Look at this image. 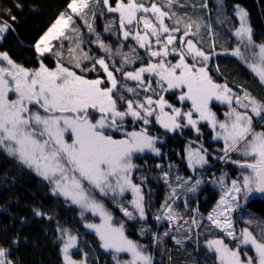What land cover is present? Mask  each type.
I'll list each match as a JSON object with an SVG mask.
<instances>
[{"label":"snow or ice","instance_id":"6c2138e0","mask_svg":"<svg viewBox=\"0 0 264 264\" xmlns=\"http://www.w3.org/2000/svg\"><path fill=\"white\" fill-rule=\"evenodd\" d=\"M177 7H191L195 17L173 11ZM204 10L212 12L209 0H115L114 6L111 0H70L34 45L38 67L25 68L6 51L0 52V153L39 177L52 196L76 206L82 220H87L86 213L98 217L99 223L86 222L84 227L95 233L99 247L111 254L114 264H157L147 245L125 234L123 221L114 222L104 202L111 200L127 220L147 224L152 193L144 191L147 176L134 183V172L142 169L133 160L138 153L165 155L157 147L163 138L150 132L153 123L165 133L182 134L190 128L198 137L203 135V123L212 130L214 141L223 142L221 154L212 156L203 143L188 141L184 158L191 175L176 174L173 179L175 165L169 164L166 171L162 164L155 165L162 170L157 179L169 191L153 215L157 226L167 222L168 228L163 233L151 232L153 246L171 235L175 245L184 247L195 229L197 249L201 239L209 237L203 239V247L206 259L214 256L213 264H264V219L244 211L255 197L264 200V99L243 86L233 91L227 81L218 83L210 74L216 56L231 55L264 87V41L254 39L248 11L235 4L239 26L233 25L231 35L236 44L216 51L220 33L210 17L201 14ZM105 11L116 14L104 27L121 40L115 48L104 42L94 26L97 15ZM215 12V24L222 27L230 20L224 0H215ZM74 17L84 21L94 39L86 40L74 27ZM16 19L10 10L0 14V39L14 31ZM205 37L210 41L207 48L202 42ZM56 40L61 41L60 51L53 49ZM128 40L134 43L124 51ZM64 41L69 44L67 59ZM87 43L95 44L102 54L85 50ZM49 53L56 58L54 67L44 63ZM92 72L97 77L89 79L87 74ZM216 72H220L218 66ZM173 90H179L176 99L181 105L190 102L187 110L166 99L165 94ZM213 101L227 105L223 119L212 110ZM129 118L140 128L128 131ZM114 133H120L119 138ZM194 143H198L195 148ZM209 156L234 165L235 178L221 170L206 180L203 170L211 167ZM205 183L219 190V198L206 215L199 206L190 207L191 197ZM127 194L130 200H125ZM181 195L183 210H178ZM237 212L246 214L244 223L255 224V229L237 230ZM31 213L49 221L54 218L42 205L31 208ZM32 217H21V223ZM173 230L186 235L178 238ZM55 231L61 264H88V252L80 248L86 241H81L80 234L59 223ZM150 231L146 226L139 229L141 236ZM19 242L18 236L11 238V244L8 238L0 240V264H20L13 256V246ZM74 249L82 253L81 259L73 258ZM122 253L128 259L122 260Z\"/></svg>","mask_w":264,"mask_h":264},{"label":"trees","instance_id":"16d2710c","mask_svg":"<svg viewBox=\"0 0 264 264\" xmlns=\"http://www.w3.org/2000/svg\"><path fill=\"white\" fill-rule=\"evenodd\" d=\"M69 2L70 0H0V14L5 10H10L12 15L17 18L16 22L12 24L14 31L10 30L5 33L3 39H1L0 52L6 51L15 63L25 68L31 69L38 67L39 61L34 45L39 37L51 27L60 13L66 9ZM181 2H183V0H181ZM17 4H19L20 7H16ZM235 4L241 5L248 11L249 23L255 32L254 39L258 42L264 41V0H224L226 15L230 17L231 20L232 17H234L232 22L237 26L236 22L238 19L234 15L233 10V5ZM214 6L215 0H209V7L212 9V12L209 13L208 10H204L201 14L216 21L213 18ZM183 9L184 8L177 7L174 8L173 11H176L178 14L187 12L190 16H193V18L195 17L191 7H187V9L191 11H184ZM108 14L110 13L105 11V14L100 17L98 16V18H107ZM5 18L7 19L8 17ZM231 29H229V27L227 30L224 29V36L218 39L216 50L220 51L223 50L224 47H228L226 45H229L228 41L231 39L233 41L231 45L234 44V37L230 33ZM108 37L111 42L115 40L118 44L121 43V40L117 39L115 35H108ZM205 38L208 39L207 37ZM206 39L202 41L205 48H207L210 43H208ZM133 43L134 42L131 40L125 42L124 51H128V47ZM67 45L68 42L66 43V41H64L63 49L65 56L68 54ZM93 46L97 47L96 45ZM61 47L62 44L60 41L58 43H53L54 51H60ZM85 49L88 50L87 47ZM141 52L143 53V50H141ZM101 54L100 52V55ZM50 57L55 58L52 53L46 54L44 63L49 64V67H53L54 59ZM218 59L220 63H218ZM238 61L237 58L231 55L222 54L216 56L211 61V65L213 66L214 62H217V64L224 69V72L234 77L237 80L235 82L247 90L249 89L255 92L256 88H263V99L264 87L260 86L258 79L253 77V73L243 67V70L240 72L235 70L234 65H236ZM244 73H246V76H243L245 75ZM92 77L96 78L97 73ZM237 88L239 89V87ZM176 94V91H170L166 93L165 96L173 98ZM213 107L215 109L216 107L218 108L216 104ZM140 126V124L133 125L130 118L126 121L127 130H132L134 128L139 129ZM150 132L151 134L159 135L163 138V142L158 143V147L161 148V151L165 154L164 156L168 155L169 158L173 156L176 157L177 153L183 154L182 149L184 148V143L189 140L203 143L204 148L208 149L212 156L221 154L219 152L220 148L217 150L213 149L214 146H218L220 143L212 139V130L203 123L201 125L202 137H198L190 128L184 129L182 134L180 131L165 133L164 130L155 123L151 126ZM114 135L117 137L120 136V133H114ZM198 143H194V145L198 146ZM164 156L157 157L147 153L137 157L136 161L139 163V166L145 162V164L148 163L150 167H153V164L159 163ZM212 156H209L210 162H215L213 164L219 165L221 162L213 160ZM135 181H137V179H135ZM163 185L164 183L161 181L158 182L154 174L148 173V181L144 186V191L147 194L148 191L151 190V205H154L155 208L161 204L163 195L165 194L161 189ZM129 197L130 195L127 194L126 198L130 199ZM218 197V193L207 185L203 193L199 196V200H197L199 202L200 211L206 215L217 201ZM108 202L111 203L112 201ZM41 205L45 212L54 217L53 220L49 221L47 219L32 217L31 208ZM114 207L113 205V208ZM246 208L254 211L264 219V200L255 197L247 204ZM21 217L32 218L27 223H21ZM84 221L85 220L80 218L79 210L75 206L65 204L62 197L58 198L52 196L48 191L46 183L42 182L39 177H36L35 174L30 173L27 169L16 164L11 158H7L0 153V240L8 238V244H11V238L18 236L20 242L18 245L13 246V256L19 259L20 264H61V256L59 253L60 245L58 242H55L57 236L55 231L57 223L61 226L71 228L74 233L80 234L81 241H86V243L80 244V248H82L84 252H88V264H114L111 254L99 247V241L95 233L85 230L83 226ZM127 224L131 227L128 229V237L130 239L140 240L144 245H147L148 252H156L161 258H164L166 237L161 244V248H155L152 245L151 232L155 231L162 233V228L168 227L167 223L164 222L162 227L159 226L155 230L152 228L153 224L149 218L146 225L143 222L140 224L139 221H129ZM141 225L150 228L151 231L141 236L138 234ZM205 238L209 237L201 239V246L199 249H197V245H193L194 249L190 251L192 255L183 253L175 256L172 254L170 264H213L214 256H209L207 259L205 258V249L203 247V239ZM73 254L74 257L78 259L82 258V253L77 250H74Z\"/></svg>","mask_w":264,"mask_h":264},{"label":"rangeland","instance_id":"374dc122","mask_svg":"<svg viewBox=\"0 0 264 264\" xmlns=\"http://www.w3.org/2000/svg\"><path fill=\"white\" fill-rule=\"evenodd\" d=\"M111 2H112V4H115V0H111ZM184 11H191L190 9H187V8H184L183 9ZM65 11V10H64ZM63 11V12H64ZM88 16H89V18L91 17V11H89V13H88ZM98 16L100 17V15H97V17H96V19H95V22H94V26H95V29H96V32H98V33H100L101 34V37H102V39L104 40V42L105 43H107V44H111V45H113V47L115 48L117 45H119L117 42H115V40H113V42H111V40H110V38L108 37V35H111V36H113L112 34H109V33H106L105 31H104V27H105V24H106V22L108 21V20H111V19H113L114 18V16H115V14H108V17L107 18H98ZM213 18L216 20V12H215V6H214V13H213ZM233 18L234 17H232V20L230 19L225 25H223L222 27L220 26V25H217V24H215V21H213V19L212 18H210L211 20H212V22H213V24H214V26L216 27V29H217V31L220 33V38H222L223 36H224V32H225V30H227V28L229 27V29H231V28H233L232 26L233 25H235L232 21H233ZM238 19V18H237ZM74 20H75V25H74V27H78L79 29H80V31L83 33V35H84V37H85V39L86 40H88V41H91L92 39H94L95 37L94 36H92L91 34H89L88 33V31H87V28L85 27V25H84V21L82 20V19H80L79 17H74ZM55 23V22H54ZM237 23V27L239 26V20L236 22ZM228 25H230V26H228ZM227 26V27H226ZM225 29V30H224ZM233 29H231V31H232ZM231 31H230V33H231ZM105 32V33H104ZM5 35V34H4ZM69 35H71V33H69ZM206 38H204V40H205ZM207 40V42L209 43L210 41L208 40V39H206ZM0 41H1V39H0ZM60 40H56V41H53L52 43H54V42H59ZM61 42V41H60ZM66 43H67V41H66ZM228 43H229V45H226V46H228L229 48H232V47H234L235 46V44H236V38L234 37V44L233 45H231L232 43H233V41H232V39L231 40H229L228 41ZM93 45H95V44H91V43H87V44H85L84 45V48H86L87 47V49H92V53L93 54H95L96 56H100V50L98 49V47H94ZM86 46V47H85ZM218 46V45H217ZM68 47H69V44L67 45V49H68ZM86 50V49H85ZM216 51H218V50H216ZM218 52H223V50H220V51H218ZM140 53H141V55H143L144 53H142L141 52V50H140ZM67 55L68 54H66V56H65V59H67ZM50 58H52V57H50ZM52 59H54V61H53V67L55 66V59L56 58H52ZM174 62V61H173ZM218 63H220V60L218 59ZM48 66H49V64H47ZM217 66L219 67L220 65H218L217 64V62H214V64H213V66L210 64V67H211V71H210V74L211 75H213V77L216 79V81L218 82V83H224V82H228V85H229V87H231L232 89H233V91H236V92H239V89L237 88V86H240V85H238L235 81H237L234 77H232V76H230L228 73H226V72H224V69L220 66L219 67V69H220V72L219 73H217L216 72V68H217ZM235 66V70L236 71H238V72H240V71H242L243 69H242V67L243 68H245L246 70H248V71H250L247 67H245L240 61H238L237 62V64L236 65H234ZM251 72V71H250ZM96 74V72H92V73H88V78L89 79H94L95 77H92V76H94ZM102 74V73H101ZM237 74V73H236ZM245 75H243V76H246V73H244ZM254 77V76H253ZM173 91H176L177 92V94H176V96H178L179 95V90H173ZM248 91L249 92H251L252 93V95L253 96H255V97H257L258 99H262V91H263V88H260V89H255V92L254 91H251V90H249L248 89ZM176 96H174L173 98H169L168 96V98L166 97V99H168L169 100V102L170 103H173L175 106H178V107H184V109L185 110H187V108L188 107H190V102H184V104L183 105H181V102H179L177 99H176ZM264 99V98H263ZM186 103V104H185ZM188 104V105H187ZM217 105L218 106V108L216 107V109L213 107L214 105ZM212 110L213 111H215L216 113H217V115L221 118V119H223L224 117H223V113L224 112H226L227 110H228V107H227V105H222V104H220V102H218V101H213L212 102ZM221 107V108H220ZM133 130V129H132ZM132 130H128V131H132ZM194 132V131H193ZM154 135V134H153ZM117 138H119V136H117ZM219 143H220V145H216V146H214V148L213 149H219V148H222L223 147V142L222 141H218ZM188 144V142H185L184 143V148L182 149L183 150V154H180V153H177V156L176 157H174L173 155V157H171V158H169V156L168 155H166V156H164L162 159H161V161L159 162V164H162L163 166H164V168H163V170L164 171H166V170H168V165L169 164H173V165H175L176 166V168L173 170V179H174V177H175V175L176 174H180V175H184V176H188V175H191L192 173H191V171L188 169V167H187V162H186V159L184 158V156H185V153H184V149H185V146ZM157 147H158V144H157ZM192 147H197L196 145H192ZM151 154V155H153L152 153H150V152H146V153H143V154H136V156L134 157V160H133V162H134V164H136V165H138L139 166V163L136 161V158L137 157H140V156H143L144 154ZM171 155V154H170ZM233 158L235 159V158H238V157H236V156H233ZM218 162H220V161H218ZM218 162H216V163H218ZM213 163H215V162H210V164H211V167H205V169L203 170V172H204V176H205V179L206 180H210L211 179V177H212V175L213 174H215V175H219L220 174V171L222 170V171H225V172H227V173H229V177L230 178H235V176L237 175V169L235 168V166L234 165H231V164H222V163H220L219 165H215V164H213ZM158 164V163H157ZM156 165V164H155ZM155 165L153 164V167H150V165L147 163V164H145V162L141 165V166H139L141 169H142V171H135L134 172V175H133V181H134V183H140V180L138 179L140 176H142V175H144V176H147L148 177V173L150 172V173H152V174H154L156 177H158L159 175H160V173H161V169H157V168H155ZM149 171V172H148ZM155 171H156V173H155ZM135 179H137V181H135ZM163 182V180H159L158 179V182ZM164 183V182H163ZM207 185H208V187L209 188H211L212 190H214V191H216L217 193H218V196H219V190H218V188L217 187H215L213 184H211V183H205V184H203V185H201V189L195 194V195H193L192 197H191V200H190V207H196V206H199V202L197 201V200H199V196L201 195V193H203V191H204V189L207 187ZM161 189H162V191L163 192H165V194L163 195V198H162V202L164 201V199H165V196H166V194L168 193V191H169V189L167 188V186L164 184L163 186H161ZM149 190V189H148ZM130 195V199H131V194H129ZM219 198V197H218ZM130 199H127L126 198V196H125V200H130ZM183 195H181V198H180V200L177 202L178 203V210H183ZM108 199H104V202H105V204H106V206L109 208V210L112 212V214H113V216H114V222L117 224V225H119L120 224V222H124V224H125V228H126V232H125V234L127 235V236H129V234H128V229L129 228H131L127 223L130 221V220H127V218H125L124 216H123V214L119 211V209L118 208H116V207H114L113 208V203L111 202H108V201H111V200H108ZM161 202V203H162ZM109 203V204H108ZM216 203V202H215ZM214 203V204H215ZM111 204V205H110ZM76 207V206H75ZM159 207H160V205L157 207V208H155V206L154 205H151V208H150V211H149V213H148V218L151 220V222H152V224H153V229L155 230L157 227H159V226H157V224H156V221L153 219V215L155 214V212H156V210L157 209H159ZM77 208V207H76ZM78 209V208H77ZM79 210V209H78ZM80 211V210H79ZM245 213H248V212H250V213H252L253 215H255L256 217H258V218H261V219H263L262 217H260L258 214H256L254 211H252V210H250L249 208H246L245 210ZM187 215L188 216H191V213H187ZM86 217H87V220H85L84 222H83V226H84V224L86 223V222H94V223H99V218L98 217H94V216H92V214L91 213H86ZM234 218L236 219V228H237V230H239L240 228H243V227H246V226H248V225H246L245 223H244V221L248 218L247 217V215L245 214V215H242L240 212H237V213H235L234 214ZM130 222H133V221H130ZM140 222V221H139ZM164 223V222H163ZM163 223H162V225L160 226V227H162L163 226ZM165 223H167V222H165ZM181 223H183L182 221H181ZM140 224H142V222H140ZM168 225V224H167ZM143 225H141V227H142ZM140 227V228H141ZM248 227H250V230H252V229H255V224L254 225H252V226H248ZM85 228V227H84ZM168 227H163L162 228V233L165 231V229H167ZM85 230H87V231H91V230H89V229H86L85 228ZM195 229H193V239L192 240H185L184 241V247H180V246H178V245H175V243H174V241L172 240V238H171V235H169L168 237H166V241H165V252H164V258H161V256L159 255V254H157L156 252L154 253L153 251H150V253H153V255H154V258H155V260H156V262H157V264H170V260H169V256H171L172 257V254H173V250L174 249H176V250H178L179 248H181V249H184V248H187V249H189V248H191V247H193V245L195 244L196 245V243H195ZM92 232V231H91ZM138 234H140V232L138 233ZM173 234H175L178 238H182V235H186V233H177V232H175L174 230H173ZM137 241V240H136ZM139 243H141V244H144L143 242H141L140 240L138 241ZM227 242V241H226ZM186 243L189 245V246H187V247H185V245H186ZM153 245V244H152ZM231 246H233L234 247V245H231ZM168 247V248H167ZM179 247V248H178ZM155 248H161V245H159V246H155ZM173 249V250H172ZM75 250V249H74ZM73 250V251H74ZM247 250V249H246ZM148 252V251H147ZM190 251H188V252H186L187 253V255H189V254H191L192 255V252H190ZM249 254L251 255L252 253L251 252H249ZM121 256H120V258L123 260V259H128V255L126 254V253H122V254H120ZM73 258L74 259H77V260H79L78 258H76V257H74L73 256Z\"/></svg>","mask_w":264,"mask_h":264},{"label":"bare ground","instance_id":"6f19581e","mask_svg":"<svg viewBox=\"0 0 264 264\" xmlns=\"http://www.w3.org/2000/svg\"><path fill=\"white\" fill-rule=\"evenodd\" d=\"M187 246H189L187 243H186V245H185V247H187ZM179 248V247H178ZM194 249V247H191V248H189V249H187V248H184V249H181V248H179L178 250H176V249H174L173 250V254L176 256V255H181V254H183V253H186V252H188V251H192ZM153 254V253H152Z\"/></svg>","mask_w":264,"mask_h":264},{"label":"crops","instance_id":"0c3cea01","mask_svg":"<svg viewBox=\"0 0 264 264\" xmlns=\"http://www.w3.org/2000/svg\"><path fill=\"white\" fill-rule=\"evenodd\" d=\"M115 16H116V14H115ZM135 66H136V67H138V66H139V64H136Z\"/></svg>","mask_w":264,"mask_h":264},{"label":"water","instance_id":"95a60500","mask_svg":"<svg viewBox=\"0 0 264 264\" xmlns=\"http://www.w3.org/2000/svg\"><path fill=\"white\" fill-rule=\"evenodd\" d=\"M258 197V196H257ZM259 198V197H258Z\"/></svg>","mask_w":264,"mask_h":264}]
</instances>
